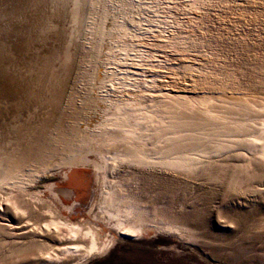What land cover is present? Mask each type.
Returning <instances> with one entry per match:
<instances>
[{
	"label": "rangeland",
	"instance_id": "1",
	"mask_svg": "<svg viewBox=\"0 0 264 264\" xmlns=\"http://www.w3.org/2000/svg\"><path fill=\"white\" fill-rule=\"evenodd\" d=\"M0 264H264V0H0Z\"/></svg>",
	"mask_w": 264,
	"mask_h": 264
},
{
	"label": "bare ground",
	"instance_id": "2",
	"mask_svg": "<svg viewBox=\"0 0 264 264\" xmlns=\"http://www.w3.org/2000/svg\"><path fill=\"white\" fill-rule=\"evenodd\" d=\"M76 9V8H75ZM63 75V74H62ZM74 113V112H73ZM72 113V114H73ZM55 116L54 115H50V118H48L49 120L51 118H54ZM64 120V119H63ZM31 124V123H30ZM33 126V125H32ZM39 126V125H38ZM37 126V127H38ZM48 126V124L42 129H30L28 131H26V133L30 134L31 132V135L27 138L28 140L26 141L27 142V147L26 149L30 152H33L35 151V149L39 150L43 147L41 144V141H42V137L43 135H45L44 133V130L46 129V127ZM58 134V133H57ZM59 135V134H58ZM31 138V140H30ZM62 138V137H61ZM62 140V139H61ZM63 144V143H62ZM37 145V146H36ZM51 145V144H50ZM50 148V147H49ZM117 197H114L113 196H110L108 199L109 202H112L113 199H116ZM107 201V202H108ZM127 211L126 209L124 210V212ZM112 215V217H115L116 218V222H115V226L119 229V232L120 233H124V234H127V235H135L137 233H140L141 232V228L140 227H133L132 224H126L122 218L119 217V212L116 213L115 215L114 214H110ZM54 222V221H53ZM62 222V221H61ZM60 222V223H61ZM64 223V222H63ZM70 224V223H69ZM65 225V224H64ZM72 225V224H70ZM70 231L72 235H75V234H78L81 232V228L77 225V226H70ZM69 230V229H68ZM179 230V229H178ZM75 233V234H74ZM83 234L84 235H91V243H90V246H89V252H93V251H98V250H103V249H106L107 245L103 246V247H98L97 244H96V241H95V237H94V233L91 231V230H87V231H83ZM79 235V234H78ZM76 236V235H75ZM85 237V236H84ZM90 237V236H89ZM69 246V245H68ZM67 246V247H68ZM74 246V245H73ZM76 246V244H75ZM88 249V248H87ZM77 250V249H76ZM85 250V249H84Z\"/></svg>",
	"mask_w": 264,
	"mask_h": 264
}]
</instances>
